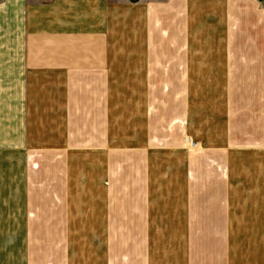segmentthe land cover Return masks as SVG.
Masks as SVG:
<instances>
[{
	"label": "crops",
	"instance_id": "1",
	"mask_svg": "<svg viewBox=\"0 0 264 264\" xmlns=\"http://www.w3.org/2000/svg\"><path fill=\"white\" fill-rule=\"evenodd\" d=\"M149 1L0 0V24L20 43L0 50L14 58L1 61L0 87H9L2 83L8 73L14 90L30 91V102L13 95V111H0V152L19 150L27 171L26 186L17 176V189L0 181V264H63L54 256L59 244H67L71 264L75 232L81 263L264 264V0H156L158 9L172 7L156 33ZM42 114L57 131L51 164L67 166L66 176H55L68 179L59 193L80 190L87 200L99 193L100 207L55 210L46 198L50 207L36 209L39 194L28 179L38 170V143L30 124ZM195 125L204 144L192 137ZM23 137L29 149L20 150ZM80 170L86 184L77 175L69 180ZM163 172L172 175L173 192ZM99 174L108 187L92 184ZM7 194L28 207H6ZM75 210L81 228L62 218Z\"/></svg>",
	"mask_w": 264,
	"mask_h": 264
},
{
	"label": "rangeland",
	"instance_id": "2",
	"mask_svg": "<svg viewBox=\"0 0 264 264\" xmlns=\"http://www.w3.org/2000/svg\"><path fill=\"white\" fill-rule=\"evenodd\" d=\"M168 1H170V0H163V2H168ZM149 3H150V6H151V8H150V12H151L150 32L152 33V31H153V33H156L157 32V25L156 24L160 20H162L163 13H165V14L172 13V7L166 8V9H158V6L155 5L157 3L156 0H150ZM146 4L147 3H144V5H146ZM136 8H140V7L139 6H135V8H134V15L137 17L138 16L137 14L141 13V9H136ZM144 11H145V9H144ZM140 27H141L140 25L135 26V28H137V29H140ZM0 28H1V30H0V33H1L0 34V38L3 37V38L0 39V50L1 49H5V50H7V49H17L16 48L17 46H18V49H19L20 48L19 40L13 41L12 38H14V37L11 36V35H10L11 39L9 38V32H11L9 29H12V28L9 27V26H4L3 24H0ZM17 36H19V35H17ZM134 43L135 42H133V47H136L134 45ZM150 45H151L152 48L157 47L156 40L151 42ZM21 48H23V47H21ZM4 59H6V61H8V59H12L13 60L14 58L13 57H11V58L0 57V66L3 65V63L1 61L4 60ZM10 74H13L12 77H13V79H15L14 72H11ZM9 79H11V78H9L8 73L5 74V78L2 79L4 81L2 83L7 84L9 87H7V86L0 87V111H1V109H4V110H6L8 112H12L13 111V104H12V102H13L12 96L13 95H15L16 97H19L18 99H21L22 103L30 102L29 101L30 100V97H29L30 91H26V90L20 89V88H17V90H14V89H16V87H13V85H12L13 83ZM0 82H1V80H0ZM38 84H40V83H38ZM0 85H1V83H0ZM34 89H35L34 87H33V89L31 87V90H34ZM36 90L37 91H41V88H37ZM158 90H156V95L158 94L157 93ZM42 93L45 94V90H43ZM138 93H139V95H142V93H140V92H138ZM35 95L36 94L32 91V96L34 97ZM156 95H153V97H155ZM30 105H32V104H30ZM59 106L62 108V107L65 106V104H62V105L60 104ZM33 107H37V106H33ZM21 108L23 109V112L25 111V109H27L26 107H23V106ZM38 108H39V106H38ZM152 110H153V105H151V111ZM48 112H46V110H45V113H47L48 116H51V114H49ZM2 116H4V115H2L1 112H0V118ZM57 116L58 115L56 113L53 116L54 118L53 117H49V122L48 123L51 124V122H56L55 118ZM5 117L7 119H5L3 122H5L6 126L12 127L13 118L11 116H5ZM38 117L40 118L38 120V124H34V121H33V123L30 124V125L32 126V131H34L36 133V136L34 137V139L38 143V145L36 146L37 149H38V152H37L36 155L38 156L39 165L37 167L38 170H37L36 175H34V177L28 179V182H29L28 189H29V191L32 194H36V196L39 194V196H37L38 197V201L35 202L36 203V206H35L36 209H38L41 212L42 210H45L43 207H50V206L46 205L45 201H43L46 198H51L52 207L55 210H57V209H70V210H72V212H74L72 207L73 206H75V208L77 206L81 207V205L83 207H90V208H92V207H100V204L98 202H95V197H96V201H98L97 199L100 198V196H99L100 194L99 193H96V196L94 194H92L93 196L89 195V200H87L84 196H81V191L80 190H77L74 193H70L71 196L69 194H67V193H66L65 196L63 194L59 193V191L62 189V186H63L65 181H62L61 179H56L55 176H59L58 174L60 172H64V175L66 176L67 175V166H66V163H65L64 160H63L64 164H58V167L51 164L52 160L49 157V154H48L47 151L50 148H52V149L53 148H58L57 141L53 139V138H57V136L55 134L57 131L48 130L46 128L47 127V123L44 122V121L45 120L48 121V118H46L44 114L38 115ZM23 130H24V135H25V123L23 125ZM191 133H195L196 134V135H192V134L191 135H192L194 140L198 141V143H200V144H204L205 143L204 142L205 140H203L198 135V133H200V127L195 125L192 128ZM187 135H189V133H186L184 136H187ZM26 136H28V134ZM24 139H23V144H22L20 150H26V149L30 148V146H28V143H27V140H26V139H29V138H24ZM50 140H53L52 143H50V145H52V146L46 145L45 142L48 143V141H50ZM18 151L19 150H16L15 153L6 154V155H4L2 152H0V166L2 165L3 161L8 163V166L6 168V174L5 175H0V181L1 182H6V183H12V186H11L12 189H17V186H18L16 183L13 182L14 181L13 177H15V176H17L18 180L21 181V182L24 179L25 186H26V181L25 180L27 179V171H24V169H25V168H23L24 164L21 163V160H20L19 155H18ZM171 154L172 153L167 152V156H170ZM61 161H62V159H61ZM11 165L13 167H16V168L10 169ZM51 166L56 169L55 172H52L50 170L52 168ZM80 167H81V163H80ZM172 169H173V164L172 163L167 164V169L166 170L170 171ZM71 170L73 171V170H75V168H71ZM73 173H74V175H73ZM82 173H84V171H81V170L77 171V172H71V177L69 178V180L73 179V178H76V175H77L79 181L81 182V179H83L84 183L86 184L87 181H88V178L84 174L82 176ZM89 175H92V174H89ZM160 176L166 177V182L169 183L170 187L172 188L171 191L173 192V185L171 184V180H169V178H171L172 175L171 174L168 175L167 173L163 172V174H160ZM110 181H111V179H110ZM97 182H98V184L101 183L102 185L108 187L109 179L108 178H103L102 175L99 174L98 177L93 176V178H92V184H95ZM65 185H66L65 190H67L68 179H67V183L65 182ZM120 185H121V191L119 193H123L124 192V187H125V182L122 180ZM161 187H162V185H161ZM24 191L28 195L29 191H27V187L25 188ZM39 197L42 199L41 201H40ZM6 198L8 200L7 203H6V207H8V208L25 209L29 205V201L26 202V199H24L22 201V203L20 205H18V204L15 203V200L13 199V196H10V195L7 194ZM28 198H29L30 201H33V198H30V197H28ZM90 199L94 200V201H90ZM51 201H50V204H51ZM0 205H4L5 206V203L3 201H0ZM75 213L79 214V215H77L76 217L65 216V217H62V218L67 220L68 225H78L81 228V211H76L75 210ZM69 218H71V219H73L75 221L73 223L69 224V222H68ZM35 219L40 224L41 217H36ZM55 221H56V225L61 226V223H58L56 219H55ZM90 235L92 237L96 236V234H90ZM161 237H162V234H161ZM157 240H158V234L157 233H151V241H157ZM70 241H71V257L73 256V259H71V264H88V261H85V263H81V249L83 247V245L81 246V232H75L71 236ZM66 246H67V244H59L58 246L55 247V250H54V256L55 257H63V260H64L63 264H67L66 259H65V255H64L65 251H66ZM158 252H159V250H158ZM151 261L152 262H156V259H154V260L151 259ZM59 264H62V263H59Z\"/></svg>",
	"mask_w": 264,
	"mask_h": 264
}]
</instances>
